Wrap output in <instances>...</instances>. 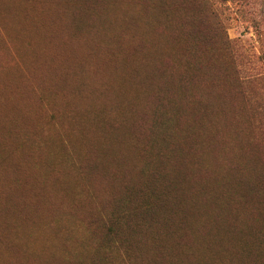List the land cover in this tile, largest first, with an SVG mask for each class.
Wrapping results in <instances>:
<instances>
[{"label": "rangeland", "instance_id": "obj_1", "mask_svg": "<svg viewBox=\"0 0 264 264\" xmlns=\"http://www.w3.org/2000/svg\"><path fill=\"white\" fill-rule=\"evenodd\" d=\"M155 185L145 264H264V0H0V264H70Z\"/></svg>", "mask_w": 264, "mask_h": 264}, {"label": "trees", "instance_id": "obj_2", "mask_svg": "<svg viewBox=\"0 0 264 264\" xmlns=\"http://www.w3.org/2000/svg\"><path fill=\"white\" fill-rule=\"evenodd\" d=\"M166 119L156 121V129L166 136L157 155L167 159L174 153L171 147L169 128ZM155 168L145 170L148 176L158 175ZM142 187L135 192H128L124 197H119L117 205L111 211L96 221L102 226V235L96 239L95 246L91 245L85 254L78 251L71 258L70 264H145V244L143 234L150 230L153 245L161 247L158 243L156 230H159L162 219L158 215L160 204H164L166 193L159 190L158 186ZM162 232V231H160Z\"/></svg>", "mask_w": 264, "mask_h": 264}, {"label": "bare ground", "instance_id": "obj_3", "mask_svg": "<svg viewBox=\"0 0 264 264\" xmlns=\"http://www.w3.org/2000/svg\"><path fill=\"white\" fill-rule=\"evenodd\" d=\"M123 41V40H122ZM72 51V50H71ZM70 85V84H69ZM95 90V89H94ZM114 131V130H113ZM121 157V156H120Z\"/></svg>", "mask_w": 264, "mask_h": 264}]
</instances>
